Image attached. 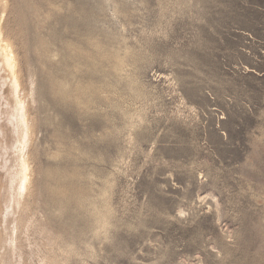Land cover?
<instances>
[{
  "label": "rangeland",
  "instance_id": "1",
  "mask_svg": "<svg viewBox=\"0 0 264 264\" xmlns=\"http://www.w3.org/2000/svg\"><path fill=\"white\" fill-rule=\"evenodd\" d=\"M7 3L39 186L32 217L0 221L20 231L6 261L264 264V0ZM7 76L0 212L19 143Z\"/></svg>",
  "mask_w": 264,
  "mask_h": 264
},
{
  "label": "bare ground",
  "instance_id": "2",
  "mask_svg": "<svg viewBox=\"0 0 264 264\" xmlns=\"http://www.w3.org/2000/svg\"><path fill=\"white\" fill-rule=\"evenodd\" d=\"M0 7L3 9V11H6L8 9V7H9L8 3H7V0H0ZM1 18H2V16H1ZM1 18H0V21H1ZM2 21H4V19ZM17 53L18 52H16V50H15L14 43L11 41L10 38H7L5 36L4 28H3L2 25H0V67L1 68L2 67L5 68L7 71L5 72V71H3L1 69V72H4L6 75H8L7 76L8 79L6 78L7 80L5 79V81H3V86L4 87L7 86L8 91H7V93L4 92V94L1 95V98L3 100L7 101V104H8V109L6 111L7 122L9 124V126L12 127V129H11L12 134L18 136V142H19L18 146L16 147V151H15L16 152V162H17V164H16L15 168L13 170H11V171H8L7 175L5 176L6 177L5 179H7V183L5 184L6 187L3 188L4 189V194L3 195L7 198V203H5V205H6L5 209H3V210L1 209V212H0V214H1L0 215V221L2 220V222H4V223H7L12 215L16 216L19 213H20L19 215H21V213H25V218L29 217L28 213H29L30 209L33 206L34 197H35L36 193H38V192H36V189L39 186V185L37 186L36 167L34 165V162H36L35 161V156H34V153H35L34 152V149H35L34 148V145H35L34 142H35V137H36L35 119L32 117V113H31L32 111H30V108H29V100L27 98L28 96H26L27 93L25 92L26 94L25 93L22 94V88H23V86H22V75H21L22 66L20 68V62H19V58H18ZM125 63L126 62H124V60L121 61V59H119V61H117L116 64H115L116 65V69H120V72H121V70L124 71L125 68L127 67L126 66L127 64L125 65ZM4 73H1L0 77H2V74H4ZM2 79H4V78H2ZM23 81H24V79H23ZM59 87H60L59 88L60 95L62 96L63 99L70 96V93H69V90H68L69 87H68L67 83L64 80H61V84H60ZM23 89H25V88H23ZM30 90H31L30 92H32L31 87H30ZM76 95H78V94H76ZM29 96L32 97V93ZM33 98H34V96H33ZM74 102H75V99H74ZM32 109H33V107H32ZM1 111H3V110H1ZM0 115H3V113L2 114L0 113ZM3 119H4V117H3ZM1 121H3V120H1ZM6 128H2L0 126V137L3 138V139H5V137L7 136L8 132H9V129L8 128L6 129ZM2 140L0 141V144L2 143ZM1 146H2V144H1ZM5 151H7L6 147H5ZM3 155H2V157H3ZM3 159H4V157H3ZM0 160H2V158ZM0 164H2V162ZM0 166H4V165H0ZM8 166H6V164H5L4 167L6 168ZM7 170H9V169H7ZM1 177H0V180H1ZM48 194H49V192H48ZM58 194H60V193H58ZM17 210L19 211L18 213H16ZM30 217H32V216H30ZM34 217H33V220L35 219ZM31 219L29 221H27L25 219V226H24L25 227V237L30 234L29 232H30V230L33 227V226H31L30 223H32V224H33V222L35 223V221L32 222ZM13 220H14V218H13ZM21 221H20V217L18 216L15 222H21ZM38 224L40 225V222H38ZM36 225H37V223H36ZM9 226H6V227H9ZM30 226H31V229L29 230ZM0 228H2V224L0 225ZM34 228H35V225L33 227V230H34ZM2 229H0V230L2 231ZM37 231H38V227H37ZM37 231H35V232H37ZM40 231H41V234H43V235H45V233H47L46 229H44V228L41 229ZM3 232H4L3 234L6 235V232L5 231H3ZM0 233H2V232H0ZM30 235H32V234H30ZM19 237H20V231H19L18 225L13 226L10 229V232L9 233L7 232V236L6 237H1L0 236V263L1 264H6L7 262H8L7 264H9V259L7 261H6V259L10 258V257L6 255L7 254L6 251L9 250L11 252V251H16L17 250L16 244H15V240L16 239L18 240ZM19 241H20V239H19ZM50 242H52V241H50ZM44 243H45V241H44ZM57 243L56 242L52 243L53 246H54L53 250H54L55 247L58 246ZM50 245H51V243H50ZM26 246H27V244H26ZM47 247H48V245H47ZM47 247H46V249H47ZM51 250H52V248H51ZM57 251H59V250H57ZM73 251H74V249L71 246H69L63 252H64V254H67L69 256V254L73 253ZM3 252H5L6 254L5 253L3 254ZM37 252H38V249H37ZM51 252H53V251H51ZM54 252H53V254H55ZM41 253H42V251H41ZM8 254H9V252H8ZM15 254H16V252H15ZM10 255H11V253H10ZM44 255H46V254H44ZM19 256H21V255H19ZM41 258H42L41 264H62V263H60L58 261L59 259H57L55 257V255H54V258L46 257V256L45 257L42 256ZM33 264H35V263H33ZM38 264H39V262H38Z\"/></svg>",
  "mask_w": 264,
  "mask_h": 264
}]
</instances>
